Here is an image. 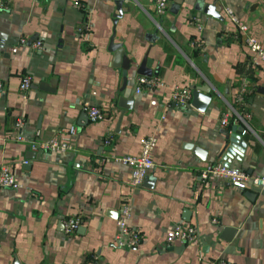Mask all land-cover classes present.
Returning <instances> with one entry per match:
<instances>
[{"label": "crops", "instance_id": "crops-1", "mask_svg": "<svg viewBox=\"0 0 264 264\" xmlns=\"http://www.w3.org/2000/svg\"><path fill=\"white\" fill-rule=\"evenodd\" d=\"M0 1V164L21 184L0 186V264H264V184L238 189L199 175L221 158L264 174V61L243 42L248 34L264 44V0H168L160 15L153 0ZM205 3L220 17L204 12ZM193 15L201 17V31ZM80 23L87 25L83 40ZM110 38L129 60L125 78ZM36 40L39 48L32 47ZM142 58L162 85L134 89ZM24 74L31 78L26 99L17 88ZM173 84L191 89L187 104L171 101ZM204 84L209 99L198 109L192 89ZM84 105L101 106L105 115L90 121ZM233 108L248 116L235 120ZM17 117L24 120L22 141L12 131ZM71 124L73 150L27 143L35 131L45 138ZM232 125L241 147L228 145ZM148 134L156 140L154 166L134 187L127 165L101 157L135 155ZM123 202L130 205L127 224L141 232L133 247L114 243ZM71 214L82 221L64 233L62 220ZM175 222L196 225V242L166 243Z\"/></svg>", "mask_w": 264, "mask_h": 264}, {"label": "built area", "instance_id": "built-area-1", "mask_svg": "<svg viewBox=\"0 0 264 264\" xmlns=\"http://www.w3.org/2000/svg\"><path fill=\"white\" fill-rule=\"evenodd\" d=\"M37 2H42L44 0H36ZM3 1H0V6H2ZM168 0H153V9L156 15L163 14L166 10ZM75 6L80 5L79 1L74 2ZM224 13L228 16L231 22L235 24V29L238 31L245 32L246 25L243 21L236 17L235 13H233L232 9L228 6L223 7ZM191 22L195 25L198 31L203 29V24L200 16L193 15L191 18ZM87 33V25L85 23H80L76 27V35L79 38L86 39ZM21 43H25V38H20ZM243 42L248 49L253 53L254 59H260L264 61V44L255 39L253 36L246 34L243 37ZM41 46V42L36 40L32 43L33 48H39ZM31 78L28 74L21 75L18 90L19 95L22 99H26L27 97V89L30 85ZM162 81L157 77L145 75H138L135 79L134 87L136 91H139L143 88H154L162 85ZM2 87V81L0 80V88ZM244 86L240 88V93L237 95V101L242 100V91L244 90ZM191 96V89L188 86H180L177 84H173L170 91V98L174 104H187L189 102ZM242 102V101H241ZM86 106V115L90 121L98 120L105 115V111L101 106L95 105H84ZM235 114V120L241 119L242 116H248L246 111L237 112L235 108L232 109ZM220 123L222 125L227 124V116L223 115L220 117ZM12 131L15 139L22 141L24 139L23 134L21 133L24 125V120L20 117L15 118L12 123ZM76 128L73 124L61 127L56 129V131L42 138L39 136V132L35 131L31 138L27 140L29 143V147L33 150H49V151H69L73 150L74 142L71 140L72 136L75 134ZM140 148L139 151L135 155H115L112 153L103 155L101 157L104 161H115L120 162L121 164L127 165L130 168V184L135 187V185H140L142 179L145 175L151 171L154 166V161L151 158V150L153 145L155 144V136L154 134H148L142 136L140 139ZM106 144H109L110 137H105L103 140ZM199 175L202 179H206L208 177L219 178L221 180H225L232 186L242 189L248 185L251 186H260L264 184V174L260 175H252L245 172L243 169L237 166H230L226 164H222L221 162H215L212 164L206 165L205 168L199 171ZM21 184L18 179H16L13 171L6 166V164H0V186L4 187H18ZM130 205L127 202L121 203L118 209V215L115 220L118 234L115 244L119 245L122 243H126L128 246L133 247L136 246L141 238V232L139 229H135L127 224V220L130 217ZM82 219L79 214H71L66 216L62 220V231L64 233L73 232L81 223ZM214 221V219H212ZM198 228L196 225L185 222H175L166 231L164 235V240L166 243H171L173 240H178L182 243H190L196 242L198 239ZM91 259H88L84 262V264H91Z\"/></svg>", "mask_w": 264, "mask_h": 264}, {"label": "water", "instance_id": "water-1", "mask_svg": "<svg viewBox=\"0 0 264 264\" xmlns=\"http://www.w3.org/2000/svg\"><path fill=\"white\" fill-rule=\"evenodd\" d=\"M117 1H118V3L120 2L119 0H117ZM118 10H119V8H118ZM203 11L208 13V14H211L213 16L220 17V14H218V12L215 10V6L213 3H205L204 7H203ZM108 49L114 53V60H115L114 65L118 61V65L122 68L121 70H122L123 78H125L126 73H127V68L129 67V60L126 57V55L122 52L121 44L119 42H115V41L113 42L112 38H110ZM135 69L139 75L150 76L152 73V70L145 66V58H142V60L139 62V64L136 66ZM133 87H134V85H133ZM134 89H135V87H134ZM208 90H209V85H206V84L201 85V86H196L192 89L191 103L194 104L198 109H204L205 104H206L205 102L209 99V95L206 94V92H208ZM124 107H126V106L124 105ZM230 129H231L232 134L227 136L229 147H231V146L233 147V145H238V147H241L242 145H239L237 143V141L235 140V138H233L234 137L233 132L237 129V127L235 125H232ZM191 147L194 150V152L199 157L202 158L204 151L198 145L196 146V145L192 144ZM228 151H229V149L226 148L225 149V152H227L226 154L229 153ZM218 161L221 162L222 164L228 165V163H227L228 161L225 158H221ZM185 214H186V212H185ZM233 230H234V228H232V227H225L224 232L227 231V232H229V234H231V232ZM227 236H229V235H226L223 237L226 238Z\"/></svg>", "mask_w": 264, "mask_h": 264}]
</instances>
